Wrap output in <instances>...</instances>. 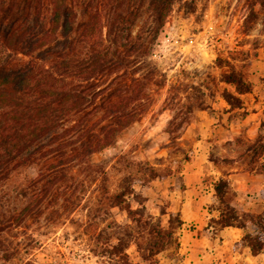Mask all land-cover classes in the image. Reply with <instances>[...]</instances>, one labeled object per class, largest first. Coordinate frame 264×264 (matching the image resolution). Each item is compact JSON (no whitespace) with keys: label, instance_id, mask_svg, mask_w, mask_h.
Returning <instances> with one entry per match:
<instances>
[{"label":"trees","instance_id":"obj_1","mask_svg":"<svg viewBox=\"0 0 264 264\" xmlns=\"http://www.w3.org/2000/svg\"><path fill=\"white\" fill-rule=\"evenodd\" d=\"M187 0H0V259L9 261L4 239L30 217L61 200L76 209L88 185L100 196L88 208L85 230L96 235L113 208L130 223L110 222L107 235L116 243L99 248L111 261L133 264L127 250L135 245L144 261L180 250L184 221L171 213L166 224L146 217L133 185L112 194L108 176L92 157L114 146L120 134L149 106L155 73H129L149 57L176 3ZM264 5V0H257ZM148 29L135 34L140 20ZM246 61V59H244ZM226 68L222 83L234 87L222 98L230 110L244 109L242 96L255 86L244 68L217 60ZM141 70V68H139ZM188 96L186 116L206 109L207 96ZM203 98V100H201ZM195 101V102H194ZM173 124V123H172ZM214 219L221 230L246 231L234 250L257 257L264 251V223L252 228L228 198L230 182L213 184ZM141 208L133 210L130 200ZM167 215L166 212L162 213ZM250 217V214H246Z\"/></svg>","mask_w":264,"mask_h":264},{"label":"rangeland","instance_id":"obj_2","mask_svg":"<svg viewBox=\"0 0 264 264\" xmlns=\"http://www.w3.org/2000/svg\"><path fill=\"white\" fill-rule=\"evenodd\" d=\"M148 27L140 20L134 32ZM218 58L248 72L255 89L241 97L244 109L230 110L222 98L224 91L235 89L221 82L227 69L218 67ZM260 62L264 63V5L257 0L176 3L149 57L129 70L138 76L155 73L146 113L120 134L114 146L92 157L104 167L112 194L124 184L133 185L146 217L166 224L169 214L182 216L183 204L189 202L192 222L187 228L195 230L199 225L194 235L223 246L218 259L207 264H221L227 258H235L234 264H264V251L253 257L246 249L234 250L246 231L234 228L223 234L213 221L219 215L213 184L224 177L230 182L229 201L247 224L252 228V218L256 226L258 221L264 223V65ZM199 91L207 95L206 109L181 116L187 110V97ZM196 166L201 167L200 174L188 179ZM192 182L194 186L188 187ZM86 189L76 209L61 200L6 233L10 259H0V264H122L99 250L116 240L96 235L107 234L110 222L130 223L128 213L111 209L96 235L89 233L85 230L88 208L100 194L96 184ZM138 202L130 200L133 210L141 208ZM183 229L180 250L160 253L155 264H189L182 250ZM127 253L133 264H150L135 245Z\"/></svg>","mask_w":264,"mask_h":264},{"label":"crops","instance_id":"obj_3","mask_svg":"<svg viewBox=\"0 0 264 264\" xmlns=\"http://www.w3.org/2000/svg\"><path fill=\"white\" fill-rule=\"evenodd\" d=\"M263 63V62H260ZM264 65V63H263ZM262 69H264V66H261ZM264 75V74H262ZM244 97V96H243ZM257 115L255 112L253 113V116ZM201 167L196 166L195 170L193 169L191 172L187 174L188 179H195L197 178V175L200 174ZM194 186L193 182L188 184V187ZM189 189V188H188ZM190 203L185 202L183 204L182 208V219L184 221V229H183V235H182V250L187 255V260L189 264H207V261L210 262L214 261L215 259H218L223 246L214 245L208 238L201 239L202 237L194 235L195 232H197L199 229H201V226H196L195 230H190L187 227H189V224L192 222L191 215H190ZM203 219H208L210 216H204ZM201 218L200 221H203ZM234 228H225L221 232L223 234L230 232V230H233ZM224 244H226L224 242ZM210 250V251H209ZM231 258V257H230ZM227 262H222L221 264H234L233 261L235 258L229 259L227 258Z\"/></svg>","mask_w":264,"mask_h":264}]
</instances>
